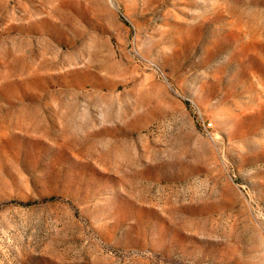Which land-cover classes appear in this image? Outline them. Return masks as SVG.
Instances as JSON below:
<instances>
[{
  "label": "rangeland",
  "instance_id": "374dc122",
  "mask_svg": "<svg viewBox=\"0 0 264 264\" xmlns=\"http://www.w3.org/2000/svg\"><path fill=\"white\" fill-rule=\"evenodd\" d=\"M0 264H264V0H0Z\"/></svg>",
  "mask_w": 264,
  "mask_h": 264
}]
</instances>
